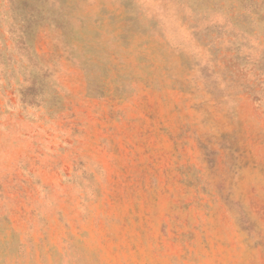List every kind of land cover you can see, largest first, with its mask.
<instances>
[{
	"label": "rangeland",
	"instance_id": "1",
	"mask_svg": "<svg viewBox=\"0 0 264 264\" xmlns=\"http://www.w3.org/2000/svg\"><path fill=\"white\" fill-rule=\"evenodd\" d=\"M0 264H264V0H0Z\"/></svg>",
	"mask_w": 264,
	"mask_h": 264
},
{
	"label": "trees",
	"instance_id": "2",
	"mask_svg": "<svg viewBox=\"0 0 264 264\" xmlns=\"http://www.w3.org/2000/svg\"><path fill=\"white\" fill-rule=\"evenodd\" d=\"M23 91V95L32 96V98L41 91V84L37 81L36 77H31L30 83L25 87V89H21V93ZM33 100V99H31Z\"/></svg>",
	"mask_w": 264,
	"mask_h": 264
}]
</instances>
